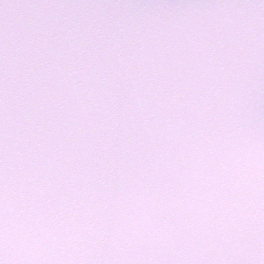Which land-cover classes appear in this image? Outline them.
I'll list each match as a JSON object with an SVG mask.
<instances>
[{
	"label": "snow or ice",
	"instance_id": "1",
	"mask_svg": "<svg viewBox=\"0 0 264 264\" xmlns=\"http://www.w3.org/2000/svg\"><path fill=\"white\" fill-rule=\"evenodd\" d=\"M0 264H264V0H0Z\"/></svg>",
	"mask_w": 264,
	"mask_h": 264
}]
</instances>
